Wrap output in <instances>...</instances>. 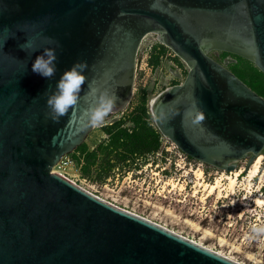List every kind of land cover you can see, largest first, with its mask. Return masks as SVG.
<instances>
[{
	"label": "water",
	"instance_id": "water-1",
	"mask_svg": "<svg viewBox=\"0 0 264 264\" xmlns=\"http://www.w3.org/2000/svg\"><path fill=\"white\" fill-rule=\"evenodd\" d=\"M150 34L190 68L152 106L161 134L228 173L264 155V98L209 56L236 53L264 73V0H0V264H241L54 172L93 131L85 113L101 92L116 98L110 113L130 104ZM26 36L56 49L51 81L32 72L41 53L20 49ZM79 61L78 102L54 121L45 92Z\"/></svg>",
	"mask_w": 264,
	"mask_h": 264
},
{
	"label": "rangeland",
	"instance_id": "rangeland-1",
	"mask_svg": "<svg viewBox=\"0 0 264 264\" xmlns=\"http://www.w3.org/2000/svg\"><path fill=\"white\" fill-rule=\"evenodd\" d=\"M245 73L246 82L264 96V77ZM187 74L174 52L157 35H148L137 58L130 104L94 127L85 142L87 149L93 151L109 140L111 123L122 121L123 128H132V119L138 115L158 131L153 104L165 91L184 82ZM68 158L72 164L60 171L98 197L241 264H264V155L256 160L261 158L259 172L252 175L256 162L246 172L249 162L245 159L228 173L163 151L117 166L103 181L98 180L97 167L90 177H84V162L79 163L73 154ZM233 177L236 180L231 184ZM218 181L220 187L210 195L205 185Z\"/></svg>",
	"mask_w": 264,
	"mask_h": 264
},
{
	"label": "trees",
	"instance_id": "trees-1",
	"mask_svg": "<svg viewBox=\"0 0 264 264\" xmlns=\"http://www.w3.org/2000/svg\"><path fill=\"white\" fill-rule=\"evenodd\" d=\"M152 62L154 61L152 60ZM248 68L252 74L264 77V74L253 64L249 63ZM234 71L246 82L244 69L236 68ZM251 88L256 91L253 87ZM142 104H144L143 101ZM138 109L141 110L142 108L139 107ZM132 121L134 124L132 128H123L122 121L113 125L109 140L101 143L97 149L89 151L83 144L73 153L79 163L84 162V177H90L93 169L97 167L99 170L98 180H107L111 177L115 167L122 166L128 161H135L136 158H146L161 149L160 133L150 127L143 116H135Z\"/></svg>",
	"mask_w": 264,
	"mask_h": 264
},
{
	"label": "clouds",
	"instance_id": "clouds-1",
	"mask_svg": "<svg viewBox=\"0 0 264 264\" xmlns=\"http://www.w3.org/2000/svg\"><path fill=\"white\" fill-rule=\"evenodd\" d=\"M5 31H10L5 28ZM15 38V33L10 36ZM9 37V38H10ZM27 37V36H26ZM21 50L31 56L35 52H40L32 63V72L40 75L49 81L55 76L57 71V54L53 47L44 48L42 52L33 46L32 41L27 37L26 42L19 44ZM88 68L86 61H79L66 70L55 84V89L51 93L45 92L47 96L46 106L49 110V116L56 121L70 108L77 104L82 86L85 84L84 72ZM115 97L107 91L99 94L95 106L89 107L85 113L88 124L99 126L104 122L105 117L113 110Z\"/></svg>",
	"mask_w": 264,
	"mask_h": 264
},
{
	"label": "flooded vegetation",
	"instance_id": "flooded-vegetation-1",
	"mask_svg": "<svg viewBox=\"0 0 264 264\" xmlns=\"http://www.w3.org/2000/svg\"><path fill=\"white\" fill-rule=\"evenodd\" d=\"M214 53H218V56H215ZM176 56V55H175ZM209 56H211L212 58H214L216 61H218L219 63H221L222 65H224L225 67H227L231 72H233L238 78L241 79L240 76H238L236 73H235V69L236 68H239V69H244L245 72H249L250 74H252L250 68H248V64L251 63L253 64L255 67H257L253 62H251L250 60H248L247 58H245L244 56L242 55H239V54H236V53H232V52H228L226 50H211V52L209 53ZM178 57V56H177ZM179 58V57H178ZM180 59V58H179ZM181 60V59H180ZM182 61V60H181ZM183 62V61H182ZM246 62V63H245ZM184 63V62H183ZM187 70H188V73L190 71V68L189 66L184 63ZM258 68V67H257ZM259 69V68H258ZM260 70V69H259ZM261 71V70H260ZM262 72V71H261ZM264 74V73H263ZM188 76V74H187ZM243 81V79H241ZM244 82V81H243ZM184 82H182L181 84H183ZM245 84H247L246 82H244ZM181 84H177V85H174V86H178V85H181ZM248 85V84H247ZM173 86V87H174ZM249 86V85H248ZM250 87V86H249ZM172 88V87H171ZM251 88V87H250ZM252 89V88H251ZM253 90V89H252ZM167 91H165L163 94L160 95V97L157 99V104L160 103V101L162 100L164 94L166 93ZM256 92V91H255ZM257 93V92H256ZM260 95V94H259ZM261 96V95H260ZM263 97V96H261ZM264 98V97H263ZM113 114L112 113H109L108 115H111ZM116 114V113H114ZM116 123H111V126L112 125H115ZM158 132L161 134L160 130L158 129V127L156 126ZM162 135V134H161ZM172 142V141H171ZM174 143V142H172ZM174 145L179 149V147L174 143ZM180 150V149H179ZM181 151V150H180ZM182 152V151H181ZM185 154V153H184ZM186 155V154H185ZM188 158L192 159L191 157H189L188 155H186ZM262 156V155H261ZM252 155H249L248 157L244 158L245 160H247L249 163H250V160L252 159ZM260 156L258 157H255L254 159V162H256V160L259 158ZM242 159V160H244ZM240 160V161H242ZM264 160V158H263ZM238 161V162H240ZM238 162L236 164H238ZM215 168V167H214ZM217 169V168H216ZM220 170V169H218Z\"/></svg>",
	"mask_w": 264,
	"mask_h": 264
},
{
	"label": "built area",
	"instance_id": "built-area-1",
	"mask_svg": "<svg viewBox=\"0 0 264 264\" xmlns=\"http://www.w3.org/2000/svg\"><path fill=\"white\" fill-rule=\"evenodd\" d=\"M161 149L154 153L155 155H160L163 151H166L167 153H174L178 155L181 158L184 159H190L188 158L183 152H181L175 145L172 143L170 140L165 138L164 136L161 137ZM193 160V159H190ZM195 161V160H194ZM70 164H72V161L68 158V156L64 157L61 162L54 168V172L63 174L60 169H65L68 167ZM65 175V174H63ZM66 176V175H65ZM67 177V176H66Z\"/></svg>",
	"mask_w": 264,
	"mask_h": 264
},
{
	"label": "bare ground",
	"instance_id": "bare-ground-1",
	"mask_svg": "<svg viewBox=\"0 0 264 264\" xmlns=\"http://www.w3.org/2000/svg\"><path fill=\"white\" fill-rule=\"evenodd\" d=\"M260 161H261V158L255 163V166H254L253 171H252V175H255V174H257L259 172V163H260ZM197 174H198L199 177L202 176V172L201 171H199ZM235 180L236 179L234 177L230 178L231 184L235 183ZM219 187H220V182L219 181L217 183L213 184V185H210V186L209 185H205V188L208 189L210 195L212 193H214Z\"/></svg>",
	"mask_w": 264,
	"mask_h": 264
}]
</instances>
